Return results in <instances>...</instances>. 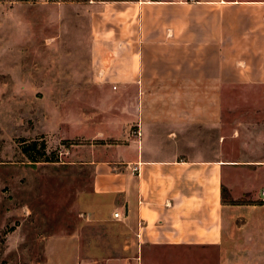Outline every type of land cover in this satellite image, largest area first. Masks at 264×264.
<instances>
[{
	"label": "crops",
	"instance_id": "1",
	"mask_svg": "<svg viewBox=\"0 0 264 264\" xmlns=\"http://www.w3.org/2000/svg\"><path fill=\"white\" fill-rule=\"evenodd\" d=\"M117 6L119 20L129 18L136 26L128 30L124 24L118 32V53L134 54L135 61L131 79L123 77L127 64L119 68L124 73L117 88L124 97L134 96L128 118L138 135L127 132L120 143L72 150L92 167L84 219L71 235L72 260L264 264V253L228 252L244 239L241 227L228 232L233 213L238 218L256 206L236 201L244 195L261 199L264 119L230 128L229 139L223 126L224 102L264 103V0H139ZM127 8L134 13L127 15ZM113 51L101 52L104 80L114 61L106 67V53ZM234 87L261 93L238 95ZM259 115L264 117V109L254 111ZM224 141L260 154L226 159ZM227 186L231 201L224 200ZM95 230L104 232L98 237Z\"/></svg>",
	"mask_w": 264,
	"mask_h": 264
},
{
	"label": "rangeland",
	"instance_id": "2",
	"mask_svg": "<svg viewBox=\"0 0 264 264\" xmlns=\"http://www.w3.org/2000/svg\"><path fill=\"white\" fill-rule=\"evenodd\" d=\"M124 1L139 0H0V264H77L69 253L71 235L84 219L92 181V167L79 150L120 143L124 133L137 131L128 118L135 110L134 96L124 97L117 88L124 73L119 68L127 64L123 77L131 79L135 61L134 54L117 51L120 27L136 28L134 20H119L117 5ZM130 13L134 9L127 8ZM105 48L114 50L106 53V67L114 60L106 80ZM233 92L261 93L255 87H234ZM224 93L232 91L225 88ZM263 109V102H224L225 139L235 126L261 125L264 117L253 115ZM22 140L25 145L45 142L46 149L38 145L33 155L40 160L45 153L50 161L31 162L21 152ZM242 149V143L224 141L223 156L260 154ZM261 186L255 189L257 197ZM228 187L225 201H231ZM236 202L256 206L238 218L233 213L228 232L231 236L241 227L238 234L244 239L243 246L232 244L228 252L264 253V201L244 195ZM103 232L93 231L98 237Z\"/></svg>",
	"mask_w": 264,
	"mask_h": 264
},
{
	"label": "trees",
	"instance_id": "3",
	"mask_svg": "<svg viewBox=\"0 0 264 264\" xmlns=\"http://www.w3.org/2000/svg\"><path fill=\"white\" fill-rule=\"evenodd\" d=\"M40 146V148L44 151L46 149V143L42 142L40 144L37 143V140H34L30 145H25V141L22 140L21 142V152L31 161V162H38V161H43V162H47L50 161L49 159H46L45 153H42V156L40 157L41 159H37V157H35L33 155V152L36 151L37 146ZM44 158V159H42Z\"/></svg>",
	"mask_w": 264,
	"mask_h": 264
},
{
	"label": "built area",
	"instance_id": "4",
	"mask_svg": "<svg viewBox=\"0 0 264 264\" xmlns=\"http://www.w3.org/2000/svg\"><path fill=\"white\" fill-rule=\"evenodd\" d=\"M133 134L138 135L137 131L136 132H133ZM260 195H261L262 201H264V187L261 188ZM113 216L115 218H118L119 217V213L118 212H115Z\"/></svg>",
	"mask_w": 264,
	"mask_h": 264
}]
</instances>
